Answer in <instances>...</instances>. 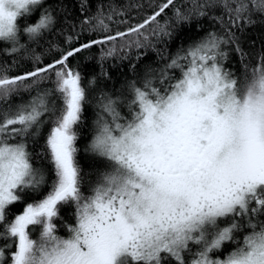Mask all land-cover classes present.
I'll return each mask as SVG.
<instances>
[{"label":"snow or ice","instance_id":"1","mask_svg":"<svg viewBox=\"0 0 264 264\" xmlns=\"http://www.w3.org/2000/svg\"><path fill=\"white\" fill-rule=\"evenodd\" d=\"M45 3L0 0V264H264V54L242 77L225 63L233 45L243 61L237 31L264 16V0H162L115 33L108 22L125 13L101 5L81 24L103 35L67 50L51 39L60 20ZM201 18L219 30L119 93L69 64L93 46L103 60L117 43L171 39ZM38 48L59 55L44 64ZM27 60L31 70L10 74ZM21 91L31 95L13 102ZM90 93L98 111L85 150L103 167L85 187L77 142ZM42 136L35 155L50 169L33 164Z\"/></svg>","mask_w":264,"mask_h":264},{"label":"trees","instance_id":"2","mask_svg":"<svg viewBox=\"0 0 264 264\" xmlns=\"http://www.w3.org/2000/svg\"><path fill=\"white\" fill-rule=\"evenodd\" d=\"M162 0H46L45 6L52 5L55 8L56 15L60 23L57 26L56 34L51 39L59 45L61 49L67 50L69 47H78L79 45L88 42L92 39H97L103 35L101 32H90L88 25H82L86 17L95 15L97 9L103 5L105 12L108 10V5H115L124 11V16H115L112 21H109V26L112 33L116 31H124L128 24L120 23V21H128L130 24L139 23L146 15L150 14L154 9L149 7V4L159 5ZM180 2V0H178ZM83 4V10L81 5ZM135 5H143L136 7ZM36 19L35 16L32 17ZM161 17V22H163ZM255 23L242 26L240 31H237L240 48L245 53L243 61L239 53L235 52L234 45L226 47L228 51V59L226 65L241 77L245 72V65L249 69L254 67L258 62V57L264 54V16L259 14L254 15ZM219 30V24H213L208 18H201L198 22L193 21L191 25H185L177 29L171 39L163 38L161 40L152 39L151 44L145 47L125 49L119 51L120 44L116 47L118 52L116 55L101 60V46H93L78 53L70 58L69 64L76 70L80 71L84 81L87 82L92 78L99 81L100 87L110 93H119L130 80H138L143 76L144 72L149 68H158L167 61L169 57L174 55L179 48L187 47L193 40L198 39L204 34V31L210 28ZM61 29L63 30L61 33ZM235 31V29H234ZM72 37V42L69 44L67 38ZM105 49L111 47V44L104 45ZM37 54L42 55L44 64L50 62L53 57L58 56L56 51L47 52L42 48L37 49ZM163 58V59H162ZM0 59H4L0 57ZM101 66L106 75L101 74ZM34 67L31 60L23 61L17 68H14L11 75L20 72L31 70ZM50 87L51 84L45 81L41 87ZM34 94V93H32ZM29 92L21 91L19 95L13 97V102H19L21 97L25 100L29 98ZM98 93H90L88 103H86L82 124L78 127L80 137L77 142L79 151L77 160L82 169V177L85 187L94 182L98 171L103 167L102 162L89 152L86 145L91 139L92 125L96 118V99ZM47 132V127L44 129ZM44 138H39V142L34 146H30V150L34 152L33 164L36 167L50 169L48 161L43 158H37L36 153H39L43 147ZM22 210V204H17L12 208V212ZM73 209L70 206H65L61 210V220L58 223L61 225L59 229L60 235H66V230L63 224L70 222ZM38 233H33V238H36ZM4 241L0 240V245ZM231 245L225 250H230Z\"/></svg>","mask_w":264,"mask_h":264}]
</instances>
